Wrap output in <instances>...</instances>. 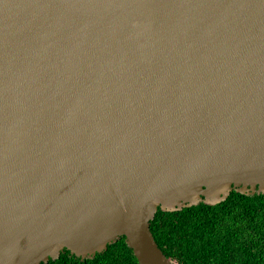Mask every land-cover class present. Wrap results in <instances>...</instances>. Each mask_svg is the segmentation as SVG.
<instances>
[{
	"label": "water",
	"instance_id": "1",
	"mask_svg": "<svg viewBox=\"0 0 264 264\" xmlns=\"http://www.w3.org/2000/svg\"><path fill=\"white\" fill-rule=\"evenodd\" d=\"M264 194V0H0V264Z\"/></svg>",
	"mask_w": 264,
	"mask_h": 264
},
{
	"label": "trees",
	"instance_id": "2",
	"mask_svg": "<svg viewBox=\"0 0 264 264\" xmlns=\"http://www.w3.org/2000/svg\"><path fill=\"white\" fill-rule=\"evenodd\" d=\"M154 238L173 264H264V194L233 191L216 205L201 203L176 212L159 210ZM47 264H138L121 238L92 259L65 250Z\"/></svg>",
	"mask_w": 264,
	"mask_h": 264
}]
</instances>
